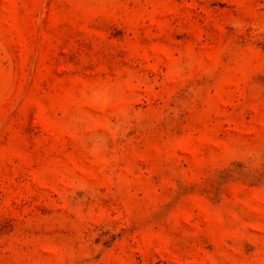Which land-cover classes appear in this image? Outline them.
<instances>
[{
	"label": "rangeland",
	"instance_id": "374dc122",
	"mask_svg": "<svg viewBox=\"0 0 264 264\" xmlns=\"http://www.w3.org/2000/svg\"><path fill=\"white\" fill-rule=\"evenodd\" d=\"M0 264H264V0H0Z\"/></svg>",
	"mask_w": 264,
	"mask_h": 264
}]
</instances>
